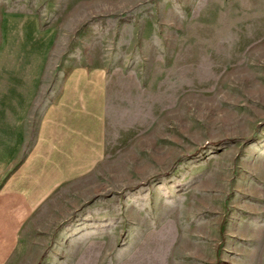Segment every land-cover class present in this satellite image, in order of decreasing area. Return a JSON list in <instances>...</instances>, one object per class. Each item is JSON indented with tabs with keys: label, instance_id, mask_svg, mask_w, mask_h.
<instances>
[{
	"label": "rangeland",
	"instance_id": "374dc122",
	"mask_svg": "<svg viewBox=\"0 0 264 264\" xmlns=\"http://www.w3.org/2000/svg\"><path fill=\"white\" fill-rule=\"evenodd\" d=\"M80 70L104 159L0 264H264V0H0V159Z\"/></svg>",
	"mask_w": 264,
	"mask_h": 264
},
{
	"label": "crops",
	"instance_id": "0c3cea01",
	"mask_svg": "<svg viewBox=\"0 0 264 264\" xmlns=\"http://www.w3.org/2000/svg\"><path fill=\"white\" fill-rule=\"evenodd\" d=\"M106 85L100 74L80 70L39 106L31 123L11 119L5 158L0 159V231L20 228L64 185L102 163L105 153ZM14 211V212H12ZM5 237V238H4Z\"/></svg>",
	"mask_w": 264,
	"mask_h": 264
}]
</instances>
